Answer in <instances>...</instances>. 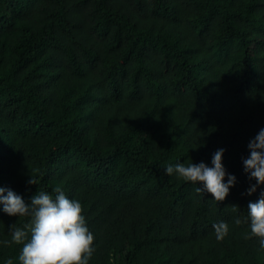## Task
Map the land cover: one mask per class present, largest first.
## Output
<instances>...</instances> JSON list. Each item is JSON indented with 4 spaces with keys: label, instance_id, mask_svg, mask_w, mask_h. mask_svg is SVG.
<instances>
[{
    "label": "trees",
    "instance_id": "16d2710c",
    "mask_svg": "<svg viewBox=\"0 0 264 264\" xmlns=\"http://www.w3.org/2000/svg\"><path fill=\"white\" fill-rule=\"evenodd\" d=\"M262 127L264 0H0V187L79 200L89 264H264L234 224L264 190L242 163ZM218 148L224 201L164 171ZM29 222L0 211V264Z\"/></svg>",
    "mask_w": 264,
    "mask_h": 264
},
{
    "label": "clouds",
    "instance_id": "9594fccd",
    "mask_svg": "<svg viewBox=\"0 0 264 264\" xmlns=\"http://www.w3.org/2000/svg\"><path fill=\"white\" fill-rule=\"evenodd\" d=\"M249 154L242 158L243 170L251 183L247 195L251 196L264 186V127L248 142ZM225 149L218 148L211 157V164L204 161L185 164H169L165 169L168 176L193 182L196 191L211 193L213 201H224L230 189L236 184L237 177L228 172L224 163ZM227 177V179H225ZM30 183L35 184L31 178ZM238 208V206H233ZM0 211L9 216L29 217L27 230L10 227L11 242L21 244L18 260L20 264H89L95 251L94 234L90 230L82 204L69 198L64 191L58 190L55 196L39 191L26 203L24 198L10 188L0 187ZM246 223L250 235L259 239L264 248V190L256 201H249L247 217L242 221L237 217L234 224ZM216 239L223 240L229 232L226 221L213 224ZM9 243V241H4ZM3 264H13L9 257Z\"/></svg>",
    "mask_w": 264,
    "mask_h": 264
}]
</instances>
